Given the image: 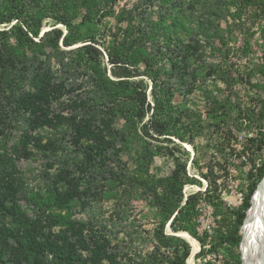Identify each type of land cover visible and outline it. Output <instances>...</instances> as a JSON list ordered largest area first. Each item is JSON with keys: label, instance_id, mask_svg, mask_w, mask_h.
<instances>
[{"label": "rangeland", "instance_id": "rangeland-1", "mask_svg": "<svg viewBox=\"0 0 264 264\" xmlns=\"http://www.w3.org/2000/svg\"><path fill=\"white\" fill-rule=\"evenodd\" d=\"M18 2L19 6L14 7L12 0H0V13L12 16L0 23V54L7 59L3 67L0 64V70L6 71L7 79L14 78L17 93L31 87L35 73L49 70L54 88L50 113L61 118L57 127L28 130L32 135L39 133L42 142L47 138L55 139L62 146L60 150L43 154L28 145L31 155L26 156L22 151L14 158L17 177L28 196L26 200L20 199L26 212L30 216L51 213L41 201L49 197L54 175L66 167L70 170L78 167L82 158L71 137V123L84 114L95 115L108 120L115 131L113 146L107 151L109 158L105 165L94 168L95 172L81 175V198H75L61 213L69 215L75 228L81 229L82 240L89 241L96 234V240L107 244L111 260L104 258L98 264H140L156 251L153 230L161 217L138 180L148 176L153 181L167 175L178 162L185 164L187 174L199 181L186 184L184 192L185 195L202 193L195 228L199 235L207 236L204 246L207 248L210 235L233 225L231 212L242 205L247 194L248 172H255L254 165L264 162V14L254 11L255 7H249L246 0H208L206 12L193 10L187 6L188 0H100L98 8L91 11V24L80 25L84 10L72 5L68 11L72 14L70 23L78 26L83 36L69 45H64L60 38L56 47L51 43V30L61 29L62 36L67 33L65 24L58 18L67 3L62 5L63 0ZM20 7L23 13L17 17L14 13ZM38 18V35L29 34L32 41L25 40L15 26L24 28L23 20L30 23ZM159 21L172 25L173 43L176 41L178 49L191 45L188 55L185 54L187 77H179L181 72L169 75L171 62L178 60L182 52L174 47L159 50L164 33L162 27L154 28ZM130 26L134 27L132 36L145 34L134 49L142 55L136 60L137 54L133 51L127 64L119 65L143 71V58L148 60L152 70L159 71L156 73L159 80L171 85L173 110L163 117L171 126L168 134L144 136L143 127L152 108L147 110L145 106L139 119L111 100L107 91L97 85L106 77L115 82L140 78L145 81L147 102L153 105L152 96L156 91L149 78L115 75L121 68L108 62L104 54L105 48L121 39L122 30ZM91 35L104 55L100 73L92 71L77 56V48L90 43ZM190 72L195 73V79L190 77ZM6 88L0 81V152L5 146L12 154L10 149L26 124L24 116L13 111L12 101L5 99ZM148 149L153 157L146 175L139 171L138 164L142 153ZM79 176L76 171L75 177ZM208 179L212 196L216 195L223 202V208H215L204 200ZM31 195L39 203L30 201ZM255 227V239L259 237L264 244V217L255 222ZM58 228L60 225L55 226L56 230ZM165 231L190 244L179 233L186 231L174 233L168 226ZM194 239L198 246L193 250L190 244L186 264H205L207 260L221 264L222 250L200 256V243ZM160 252L167 254L164 248H160ZM238 252L240 254L239 247ZM83 254L88 256L86 251Z\"/></svg>", "mask_w": 264, "mask_h": 264}, {"label": "trees", "instance_id": "trees-1", "mask_svg": "<svg viewBox=\"0 0 264 264\" xmlns=\"http://www.w3.org/2000/svg\"><path fill=\"white\" fill-rule=\"evenodd\" d=\"M17 1V2H16ZM100 0H63L62 5L66 2V6L62 7V13L58 18L65 24L67 33L62 36L61 29L51 30L52 45L58 47V40L61 38L64 45H69L75 40H79L83 35L79 34V27L70 23L69 17L72 16L68 11L75 7L82 8L81 24H91V11L97 7ZM248 6H254V11L264 14V0H246ZM208 0H188L187 6L193 10L200 9L206 12ZM12 6L18 7V0H12ZM249 10V8H248ZM250 11V10H249ZM102 11L101 13H103ZM23 8H17L14 15L21 17ZM254 15V14H253ZM11 15L5 16L0 13V23L10 20ZM177 20L176 17H173ZM210 21V18L206 19ZM87 22V23H86ZM23 27L15 26L16 30L25 40L32 41L29 34L37 36L40 30V18L36 22H28L23 20ZM171 24L163 21L154 24V28H163L161 50H170L171 47L177 48V44L173 43ZM133 26L125 27L122 30V38L114 40L111 46L105 48V55L108 62L115 66H119L121 71L115 75L136 76L145 75L154 84L155 91L152 99L153 105L147 102L146 86L144 80H121L115 82L106 77L97 83L99 87L107 91L110 99L118 102L120 106L127 112H132L141 119L143 109L152 108L148 122L143 127L144 136L154 137V134L165 135L170 130V123L167 118H163L172 111V87L169 83L157 78L158 70H152L148 60L141 58L145 63L143 71L131 70L125 65L127 64L132 52H136V60L141 57L138 50H134L139 46V42L144 37L132 36L134 34ZM90 43L84 44L77 48V56L82 58L89 68L94 72L100 73V64L104 60L102 50L96 47L94 36H89ZM181 47V46H179ZM182 56L171 62V73L174 75L180 73L181 78L187 77V63L185 54L188 55L187 49L191 45H183ZM186 49V50H185ZM187 52V53H186ZM7 59H3L0 54V64L5 65ZM5 70V67H4ZM190 77L195 79V73L190 72ZM14 78L7 79L6 71L0 70V81L7 87L6 100L12 101L13 111L20 112L24 116L26 129L22 131L17 138L16 144L10 149L9 154L4 146V150L0 152V264H98L101 259L111 260V254L107 252V244L96 240L97 235H93L89 241L81 239V229L75 228V222L69 220V215L61 213L70 207L75 198H81L83 188H81V175L84 173L95 172L96 167L105 165L109 154L107 151L113 146L114 132L106 119H98L95 115H83L77 122L71 123V137L74 145L81 151L82 158L78 167L70 170L64 168L55 174L51 181V189H48L49 197L42 200L41 204L48 208L51 213L42 212L30 216L20 203L21 198H28L22 187V182L17 177L18 170L15 167V157L22 153L29 156L31 150L34 149L40 153L55 154L61 149L53 138H47L46 142L38 133L32 135L28 130H36L44 127H57L60 123V117H55L50 113V103L53 99L54 88L51 83L52 76L49 70L45 69L40 73H35L31 79V87L17 93L13 87ZM105 82V83H104ZM185 83V82H184ZM190 90V88H187ZM122 98L120 99L119 97ZM5 117L7 114L5 113ZM173 126V124H172ZM119 133V132H118ZM153 133V134H151ZM183 139L182 136H178ZM252 142L253 140L250 139ZM33 147L29 150V146ZM115 154V153H114ZM12 155V156H11ZM152 151L150 149L144 151L140 158L139 171L148 175L149 165L152 160ZM193 162V160H192ZM255 172L249 170L248 177L250 179L247 186V194L245 195L242 205L231 212L234 215V223L225 231H217L210 235L209 246L205 248L206 235H199L195 228V218L198 214L197 205L201 200L202 193L197 191L192 194L185 195L184 187L188 183L198 182L191 178L185 168V164L178 162L175 168L167 175L159 176L151 181V178H142L138 180V184L148 191L151 201L158 209L161 220L153 230V237L157 243V249L149 254L140 264H186V258L190 254V244L183 238L173 234L166 233L165 227L169 226L172 232L186 231L200 243V251L198 255L205 256L212 253L217 254L222 250L221 264H241L238 247L241 239L239 230L243 225V220L247 208L251 206L252 194L257 188L258 182L264 177V162L255 166ZM80 173L79 177H75V172ZM208 177L207 175H204ZM136 181V180H135ZM151 181V182H150ZM211 180L208 179V185L205 190L204 200L214 205L215 208H223V202L216 195L211 194ZM252 196V197H251ZM251 198V202H250ZM30 201H36L31 195ZM54 212V213H53ZM60 225L57 230L55 226ZM240 230V231H241ZM73 237H77L74 238ZM160 248H164L167 254L160 252ZM83 251L88 253L85 257ZM90 261V262H89ZM205 264H215L207 260Z\"/></svg>", "mask_w": 264, "mask_h": 264}, {"label": "bare ground", "instance_id": "bare-ground-1", "mask_svg": "<svg viewBox=\"0 0 264 264\" xmlns=\"http://www.w3.org/2000/svg\"><path fill=\"white\" fill-rule=\"evenodd\" d=\"M257 185L258 186L253 193L254 196L252 195V204L246 211V216L243 223L241 242V255L243 264H264V244L258 240L260 239L259 237H256V239L254 237L255 222L261 220L264 217V177ZM179 233L190 242L193 250L197 249L198 244L193 237H191L186 232Z\"/></svg>", "mask_w": 264, "mask_h": 264}, {"label": "water", "instance_id": "water-1", "mask_svg": "<svg viewBox=\"0 0 264 264\" xmlns=\"http://www.w3.org/2000/svg\"><path fill=\"white\" fill-rule=\"evenodd\" d=\"M243 223H244V220H243ZM240 230H241V228H240ZM240 230H239V234L241 235V231ZM241 242H242V236H241V240H240V243H239V251H240V261H241V264H243L242 263V255H241Z\"/></svg>", "mask_w": 264, "mask_h": 264}]
</instances>
